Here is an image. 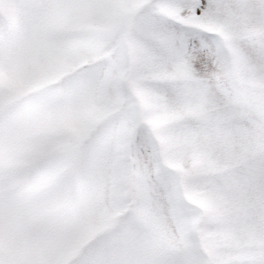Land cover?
I'll use <instances>...</instances> for the list:
<instances>
[{
	"label": "snow or ice",
	"instance_id": "obj_1",
	"mask_svg": "<svg viewBox=\"0 0 264 264\" xmlns=\"http://www.w3.org/2000/svg\"><path fill=\"white\" fill-rule=\"evenodd\" d=\"M0 264H264V0H0Z\"/></svg>",
	"mask_w": 264,
	"mask_h": 264
}]
</instances>
